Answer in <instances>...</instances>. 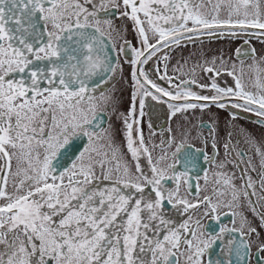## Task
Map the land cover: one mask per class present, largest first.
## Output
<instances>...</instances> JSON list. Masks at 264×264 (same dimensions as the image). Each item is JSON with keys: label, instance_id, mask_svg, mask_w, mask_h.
<instances>
[{"label": "snow or ice", "instance_id": "6c2138e0", "mask_svg": "<svg viewBox=\"0 0 264 264\" xmlns=\"http://www.w3.org/2000/svg\"><path fill=\"white\" fill-rule=\"evenodd\" d=\"M208 2L210 10L206 11L202 10L204 0H121L123 15L132 20L144 46L141 50L133 49L136 57L133 63L145 64L163 48L179 46L183 40L191 41L200 34L211 36L220 30L235 34V30L259 29L258 35L264 36L262 0ZM98 6L104 9L102 0H98ZM120 6L114 4V7ZM96 16V11L90 12L81 0H0V161L3 162L0 165V244L4 245L0 250V264H178L177 252L184 254L185 251L189 264H202L205 251L226 232L259 236L244 216L240 228H220L218 235L210 234V239L197 235L199 220L193 225L186 221L177 227L166 219L164 204L175 200L184 206L185 212L203 203L204 215L219 221L218 210L232 209L241 192L231 177L217 173L214 183L231 189V200L214 202L211 196H205L203 201L190 203L182 198L180 183L185 174L173 172L168 176L165 168L152 164L144 133L137 127L134 135V125L139 124L137 95L153 99L163 96L181 102L168 104L173 109L172 115L211 104L225 108L228 105L222 101L234 98L241 102L232 103L231 107L264 118L261 69L258 66L255 69L258 74L254 87L258 92L246 91L243 69L240 75L233 69L229 74L235 76V87L221 88L212 79L210 88L216 94L211 97L191 90V85L197 83L195 79L181 80L174 85L173 92L156 84L142 70L139 74L133 71L137 92L133 94L129 114H121L125 147L136 161L133 172L123 162V153L114 143L110 128H101L106 123L104 109L114 103L112 97L91 94L101 86L100 81L89 89L88 82L93 76L114 71L107 62L109 46L102 39L104 32ZM40 21L44 22V31L38 28ZM48 26L51 30H47ZM89 28L94 32L85 31ZM73 29L80 38L79 47L62 43L72 39ZM149 32L154 42H149ZM100 53L104 54L103 61ZM163 59L167 61V55ZM38 62L47 64L42 66ZM215 63V60L206 62L202 70L219 75ZM159 78L171 80L166 75ZM145 85L160 95H154ZM143 106L141 99V117ZM260 122L264 123V119ZM77 135L88 137L91 146L79 153L78 164L57 171L54 161L58 155H70L65 145ZM141 155H146L151 164L150 176L140 168ZM159 159L163 161L165 157ZM101 177L110 181L111 186H97L94 181ZM166 179L176 182L174 192L164 189L162 181ZM186 182L192 186L190 177ZM145 186L150 193H145ZM252 187V179L248 177L242 195L247 197V189ZM213 191L217 196L225 194L221 187ZM252 210L255 212L256 208ZM230 214L237 215L235 211ZM258 215L264 226V213ZM184 233L188 236L182 240ZM227 243L228 251L235 252L238 259L242 258V248L251 247L234 236ZM258 252H264V243ZM216 264L221 262L217 260ZM228 264L232 261L228 260ZM260 264H264V258Z\"/></svg>", "mask_w": 264, "mask_h": 264}, {"label": "flooded vegetation", "instance_id": "af4514ba", "mask_svg": "<svg viewBox=\"0 0 264 264\" xmlns=\"http://www.w3.org/2000/svg\"><path fill=\"white\" fill-rule=\"evenodd\" d=\"M81 2L90 12L96 11V19L100 21L99 26L115 50L114 71L110 72L100 82L101 86L97 87L96 91L91 94L99 96L102 93L112 97L114 103H110L104 109L106 123L102 124L101 128H110L114 143L123 153V162H126L133 172H135L136 161L126 150L125 126L121 118V114H129L133 105V94L137 92L132 75L133 71H137L139 74V70H142L156 84L173 92L176 91L174 85L179 84L181 80L195 79L197 83L191 85V90L199 95L209 97L216 94L215 90L210 88L212 79H215L216 84L221 88L235 87V76L229 74L234 69L231 67H239L245 70L250 77L257 76L258 73L255 69L258 66L261 69L259 75L264 81V36L258 35L261 31L259 29L235 30V34H231L229 30H220L211 36L207 34L196 35L191 41L183 40L179 46L172 45L170 48H163L147 63L137 65L133 63L136 58L133 49L141 50L144 46L141 44L132 20L123 15L124 8L121 0H111V2L110 0H102L103 10L99 8L98 0H92L91 3H85L84 0ZM212 2L215 3V0ZM114 4H121V6L117 8L114 7ZM204 4L205 8L202 10H210L208 0H204ZM262 8H264V0H262ZM141 18L143 19L142 16ZM90 21L95 24V20L91 17ZM40 24L44 26L43 21H40ZM47 30H51L50 26ZM148 35L149 42H154L151 32ZM122 40H126L123 45L121 44ZM165 55L168 57L167 61L163 59ZM210 60L222 64V66L214 65L219 71V75L202 70V66H206V62L210 63ZM121 64L128 65L129 71L127 76L121 74L120 77L123 78V81L119 82L117 88H112L110 80L113 76L115 77L116 71H120ZM165 64L167 65L166 70ZM184 69L185 71H181ZM193 69L195 72L192 71ZM182 72L187 74L181 76L180 73ZM177 73L180 77L176 75ZM165 75L171 80L163 79V81L159 78ZM203 77L210 79L206 88L200 87ZM14 78L19 77L14 76ZM141 80L143 82V77ZM122 83L125 84V89ZM93 87L96 85L89 87V89L91 90ZM145 87L151 90L154 95H160L155 93L150 85H145ZM245 89L251 91L246 87ZM139 91L142 92L143 89ZM207 91L209 92L208 95L205 93ZM141 99H143L144 104L142 117L139 115ZM177 102L179 101L173 102L169 97L163 96L160 99L141 95L136 97V117L139 124L134 125V135L137 127L142 129L145 143L152 154L151 163L165 168L168 176H171L173 172L185 174V178L180 183V196L190 203L203 201L205 196H211L214 202L217 199L220 201L231 200V189L214 183L217 173H224L231 177L241 195L232 209L221 207L218 210L219 221L213 219L211 215H204L205 205L203 203L198 208H189L185 212L184 206L177 204L175 200L172 203L165 202L163 208L165 218L171 220L177 227L186 221L193 225L199 220L200 226L197 229V235L202 239H210V234L218 235L220 228H240L242 216L247 217L248 223L251 227L256 228L259 236L256 234L240 236L239 233L226 232L222 239H217L205 251L202 264H209V261L216 264L217 260L221 264H228V260H231L232 264H260L261 258H264V252H258L259 246L264 243V226H262L260 215H258V213H264V187H261V180L264 179V155H262L264 154V123L260 121L264 118L256 116L254 112H245L242 109L231 107L232 103L241 102L234 98L222 101L228 105L225 108L211 104L210 101L190 100L189 102L192 103H209L211 106L203 109L197 107L194 113L185 114L182 111L172 115L173 109H170L168 104H176ZM114 106H116L114 111H111ZM174 120L177 121V128L172 124ZM71 142H74V147L71 148L69 145L70 155L62 157L66 161L58 164L57 170L65 165L68 166L65 170L70 169L73 163L79 161V153L90 145L88 137L83 135L70 138L69 143ZM82 144L83 147L80 148ZM226 144L229 147L226 148ZM79 149L80 151H78ZM62 150L61 152H63ZM161 156L165 157L163 161L159 159ZM69 160L70 162H68ZM2 163L0 161V165ZM139 165L145 175H151V164L146 155L140 156ZM14 166L15 163H13ZM117 175H114V179L117 178ZM205 176L208 177L207 181ZM189 177L191 178V187L186 182ZM248 177H251L253 187L247 189L249 195L245 197L242 193ZM95 182L111 186V182L103 180L102 177ZM162 185L164 189L169 191L174 192L176 189L174 180L166 179L162 181ZM218 187L222 188L224 195L217 196L213 191L214 188ZM124 191L129 190L124 189ZM145 193H150L148 186H145ZM253 207L256 208L255 212L252 210ZM232 211H235L237 215H231ZM244 231L247 233L246 228ZM185 236H188V233H184L181 239L183 240ZM233 236L238 241H245L251 245L249 250L241 249L242 258L240 259L237 258L235 252L230 253L228 251L227 241ZM3 249L4 245L0 244V250ZM245 251L247 252L246 256L244 255ZM186 255L187 251L184 254L177 252L178 264H189Z\"/></svg>", "mask_w": 264, "mask_h": 264}, {"label": "rangeland", "instance_id": "374dc122", "mask_svg": "<svg viewBox=\"0 0 264 264\" xmlns=\"http://www.w3.org/2000/svg\"><path fill=\"white\" fill-rule=\"evenodd\" d=\"M115 41V40H114ZM126 40H122V45L124 44V42H125ZM184 48V47H183ZM232 48V47H231ZM189 49V48H188ZM180 52V51H179ZM211 61H213V60H210V62ZM216 62V61H215ZM215 65H220V66H222V64L221 63H219V62H216L215 63ZM231 68H234L235 69V74L236 75H240V70H241V68H239V67H231ZM120 71L118 72V71H116L115 72V77L113 76L112 78H111V80H110V83H111V87L112 88H117L118 86H119V82H122L123 81V78L122 77H120V75L122 74V75H125V76H127V73H128V71H129V66L128 65H124V64H121V67H120V69H119ZM181 71H185V69L184 70H181ZM180 72V71H179ZM232 72H233V70H232ZM188 73H191V72H188ZM243 73H244V75H243V82L245 83V87L247 88V89H249V90H251V91H253V92H258L259 90L258 89H256L255 87H254V83H255V79H256V76H248V74L246 73V71L245 70H243ZM183 74H187L186 72H182V73H180V75L181 76H183ZM178 77H180L179 76V74L177 73L176 74ZM129 79V78H128ZM163 80V79H162ZM161 80V81H162ZM164 81V80H163ZM210 81V79L208 78V79H206V77H205V79H204V77H203V79L201 78V82H202V85H206L208 82ZM108 84V83H107ZM122 86H124V89H125V84L124 83H122ZM207 95L209 94V92L207 91V92H205ZM262 94H264V93H262ZM98 96V95H97ZM177 103H179V102H177ZM115 107L116 106H114L113 108H111V111H114V109H115ZM194 112H196V108L195 109H189V110H187V111H183L182 113H185V114H188V113H194ZM172 122V121H171ZM177 123V121L176 120H174L173 122H172V124H174L175 125V128H177L178 127V124H176ZM174 125H173V127H174ZM68 145H70L71 146V148L72 147H74V142H71V144L69 143ZM91 145H89L88 147H90ZM75 148H77V147H75ZM74 148V149H75ZM74 151V150H73ZM79 163V161L77 162V164ZM15 167V166H14ZM97 175L98 176H100V170L98 169V167H97ZM11 181H12V178L11 177H9V191H11ZM94 183L97 185V186H100V187H109L108 185H103V184H98L97 182H95L94 181ZM164 212V211H163Z\"/></svg>", "mask_w": 264, "mask_h": 264}, {"label": "water", "instance_id": "95a60500", "mask_svg": "<svg viewBox=\"0 0 264 264\" xmlns=\"http://www.w3.org/2000/svg\"><path fill=\"white\" fill-rule=\"evenodd\" d=\"M10 6V5H9ZM38 28L39 30L41 31H44V26L40 24L39 22V25H38ZM85 31H88V32H94V29L93 28H89V29H86ZM76 32V29H73V35H72V39L71 40H68V41H62V43H66L72 47H79V44H77V41L80 39L78 36H76L74 33ZM98 35V33H96ZM46 37H44L45 39ZM30 40L32 39L31 37L29 38ZM102 39L104 40L105 44L108 45L109 47L106 49V51L108 52V65L111 66L112 68L114 67V64H115V61H116V55H115V50L113 48V45L111 43V41L104 35L102 37ZM86 51V50H85ZM100 56H101V60L103 61L105 59L104 57V54L103 53H100ZM41 63V62H39ZM44 64H47V62H42L41 65L43 66ZM110 72H107V73H100L96 76H93L91 78V80L88 82L89 83V87H92V86H95L96 85V82L97 81H102L103 79H105V77H107L109 75ZM103 77V79H102ZM172 101V100H171ZM173 102H176V101H173ZM71 144V143H70ZM69 145H67L65 148L69 149ZM83 147V144L80 146V148ZM64 151V149L62 150ZM80 151V149L78 150ZM77 151V152H78ZM66 160L63 159L61 156H59L54 164L58 165L60 163H64ZM70 162V160L68 161ZM68 166L65 165L63 168H59L57 171H64Z\"/></svg>", "mask_w": 264, "mask_h": 264}]
</instances>
